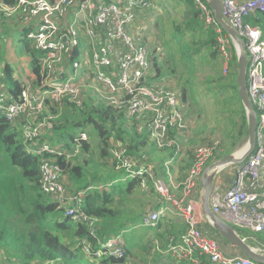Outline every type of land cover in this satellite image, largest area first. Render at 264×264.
<instances>
[{"label": "trees", "instance_id": "1", "mask_svg": "<svg viewBox=\"0 0 264 264\" xmlns=\"http://www.w3.org/2000/svg\"><path fill=\"white\" fill-rule=\"evenodd\" d=\"M144 1L146 5L138 6L139 15L152 18L151 30L144 34L152 67L147 81L178 93L187 130L179 132L170 127L166 140L170 145L159 148L148 134L150 118L143 121L127 116L124 110L97 97L89 86L80 95V106L63 96L59 101L46 99L45 109L33 116H27L26 111L8 119L6 111L0 109V264H172L171 247L181 240L186 223L179 220L180 216L163 212L168 201L157 192L155 182H162L170 194L169 189L181 188L179 184L194 161L191 145L188 169L181 162L179 166L175 163L181 161L182 144L191 143L197 130L194 107L202 106L205 118L215 122L218 113L228 115L230 121V114L238 115L227 133L231 140L228 147L216 126L211 132L205 126L202 141L193 144L217 143L213 160L247 139L246 114L236 84V59L229 61L228 74L219 70L223 63L216 33L204 22L197 1L173 0L167 9V0ZM161 10L167 22L159 18L162 13L156 15ZM172 13H181V18H171ZM245 20L264 38V13ZM8 21L16 26L12 19H0V31ZM152 25L161 34V41L156 30L152 32ZM149 35L152 42L147 41ZM19 45L30 59L34 81H39L38 51L25 38ZM79 60L76 51L69 64L74 80L79 78L80 67H74L73 62ZM200 68L210 71L202 76ZM3 71L0 86H4L9 102H19L25 81L13 77L6 64ZM49 115L51 120H47ZM40 120L44 124L37 136L26 137L25 131ZM86 126L96 145L88 140L83 130ZM147 142L154 155L158 150L167 154L152 160L142 151ZM44 163L57 166L59 177L71 181L65 191L72 213L59 196L43 191ZM149 165L152 172L145 170ZM176 168L177 179L172 180ZM164 176L169 178L167 184ZM136 197L141 199L139 203ZM153 211L160 213L159 218L155 224L144 226V216ZM109 241H115L118 253L107 249ZM197 259L198 264L209 263L204 255ZM175 260V264H190Z\"/></svg>", "mask_w": 264, "mask_h": 264}, {"label": "built area", "instance_id": "2", "mask_svg": "<svg viewBox=\"0 0 264 264\" xmlns=\"http://www.w3.org/2000/svg\"><path fill=\"white\" fill-rule=\"evenodd\" d=\"M196 1L204 22L215 30L224 72L229 61L236 58V47L216 22L207 1ZM220 2L224 21L238 32L245 44L246 86L257 125L253 151L241 164H231L230 187L223 191L218 184L212 186L209 207L237 233L239 229L259 235L264 234V38L261 31L245 19L264 13V0ZM146 3L144 0H14L11 3L0 0V19L14 20L22 38L38 51L40 59V80L36 82L32 77L29 85L24 82L19 102H5L0 96L6 117L12 119L26 111L27 116L36 115L43 110L39 108L44 107L46 99L59 101L63 96L80 106L83 97L80 95L89 86L94 94L104 95L102 99L124 110L127 116L143 121L150 118L148 134L159 148L166 144L170 127L186 131L187 122L178 93L147 81L152 72L148 46L144 34L135 26L142 19L138 6ZM76 51L80 53V60L74 61L73 66L80 67L82 83L79 78L74 80L70 73L69 64ZM30 75L35 76L32 72ZM92 83L98 84L101 90ZM39 127L26 130L25 136L34 138ZM81 137L86 138L84 134ZM216 145L204 144L194 149V161L179 184L181 196L178 198L170 194L162 182H155V188L167 192L163 196L176 205L177 214L186 223L187 229L181 240L171 247V255L190 264H198L199 255H204L211 264H259L245 255H226L218 240L199 227V179L213 161ZM201 146L206 149L199 154ZM41 170L42 189L48 193L57 182L59 168L44 163ZM145 170L152 172V169ZM65 192L64 189L63 194ZM159 214L156 211L146 214L143 225L155 224ZM238 235L248 242V235ZM109 242H114L115 247V241ZM250 244L264 250L262 241V246Z\"/></svg>", "mask_w": 264, "mask_h": 264}, {"label": "rangeland", "instance_id": "3", "mask_svg": "<svg viewBox=\"0 0 264 264\" xmlns=\"http://www.w3.org/2000/svg\"><path fill=\"white\" fill-rule=\"evenodd\" d=\"M156 1L158 2V0H156ZM167 1H168V3H167L166 9L173 2V0H167ZM161 13H162V15H160L159 18H162L165 22H167L165 19V18H167V15L164 14V10L158 11L156 13V15H159ZM164 15H165V18H164ZM171 18H179L180 19L181 13H178V14L172 13ZM151 22H152L151 15H150L149 19H147V18L139 19L135 24L136 29L138 28L139 29L138 31L147 35L149 33V31L151 30ZM155 30H156V33L158 36L157 39H159L161 41V34L158 32L157 28L156 27L154 28L152 25V32ZM0 32H1L0 33V76L2 75V73H4V71H3L4 65L7 64L9 69H10L11 75L13 77L20 79V80H23V81H25V83L27 85H29V80L34 76L33 75H27L26 76L25 75V73H27V69H28V61H27V56L22 52V50L20 49V45H19L22 34L18 31L11 32L9 30L3 31L2 29ZM147 41L152 42V37L150 35H149V39L147 38ZM221 61H222V59H221ZM222 63H223V61H222ZM220 65H221V63H220ZM222 66L225 67L224 63L220 66L219 70L221 69L223 72ZM229 70L230 69L226 67L224 74H228ZM209 71H210L209 68H200L199 74H201L202 76H205ZM213 72H214V69H213ZM82 81H83V78L79 77V82L82 83ZM174 83L176 84L175 80H174ZM92 84L95 88H99L98 90H101V88L98 84H96V83H92ZM21 89H22V91L24 90L23 86H21ZM95 95L97 97H100V98L104 97V95L97 94V93ZM0 96L3 97L2 99H4L5 102H9V95L5 93L4 86H0ZM52 96H55V95H52ZM4 107L5 106H3V104H0V108L4 109ZM39 109H45V107L42 108V105H41ZM194 109H195L196 114L198 115V117L196 116V128H197V130L194 132V136L192 138L191 143L190 142H184L182 144V149H181L182 154L180 156L181 161L178 160L175 163V165L179 166V164L181 162L182 165L185 166L187 169L191 164V159L188 157L189 146L191 145L192 149L194 150L197 146L204 145L203 143L197 144L195 146L193 144L199 143L198 142L199 140L202 141L201 138L203 136V132H204L203 130H204L205 126H206L207 130H209L210 132L212 131L213 126H216L217 128H219L220 133L219 132L218 133H219L220 137L223 139L222 142L225 146L227 145V147H228L229 144L231 143L230 142L231 140L227 137V133L229 132V130H231L232 126L235 124V120H238V115L236 114V112L233 113L234 116H233V114H230V116L233 118L232 121H230L227 118L228 115L224 116V115L218 113L217 116L219 117V119L217 122H215V121H211L209 119L207 120L205 118V111H204L202 106H196V107H194ZM199 115H202V117H199ZM51 119H52V116L49 115L47 117V120H51ZM227 120L230 121V124L228 126H226V128H224V123H226ZM43 124H44V121L40 120L37 123H35L34 126H36V125L43 126ZM223 128H224V131H223ZM83 130H85L87 132L88 140H90L93 145H96V140L94 138V135H90V136L88 135V133L91 132V129L89 128V126L84 127ZM246 142H247L246 138H245V140H242L241 142H237L236 146L234 148H232L231 151L228 153H237L240 149H241V153H242L245 150L244 146H245ZM51 145L55 146V143H53ZM165 145L169 146L170 143L165 144ZM205 149H206V147H202V146L199 147L198 153L200 154V153L204 152ZM142 151L146 152L147 156H150L152 158V160H154V161L157 160V157H164L167 154L166 150H158V154L154 155L153 151H152V145L149 142L146 143V145L143 147ZM219 155L220 154H218V156ZM218 156L214 160L219 159L220 157L218 158ZM224 166L220 170H223ZM147 169H152L151 165H149V167H147ZM176 171H177V168H176ZM177 174H178V171H177L176 175H172V180L177 179ZM231 174H232V172L229 170H226L225 172L222 173V175H221L222 176L221 186L223 185V182L228 181ZM180 178L183 179L182 177H180ZM168 180H169L168 176L163 177V181L166 184L168 183ZM227 183L229 184V182H227ZM66 185L71 186L72 185L71 181H67V179L60 176L57 178V182H55L54 187L49 190L48 194H55V196L56 195L60 196V197H58V200L60 202H63L64 204L65 203L68 204V200L66 198V196H67L66 192L63 194V190L65 189ZM56 189H59V190H56ZM156 190L161 196L167 195V192L165 190H162V189L161 190L156 189ZM169 190L174 196H180V194H181V188L179 189V191H177V188L176 189H169ZM136 198H137V203H139V201L141 199H139V197H136ZM167 201H168L167 206H166L167 208H165V210L163 212H168V214H170V215L174 214L177 217H179V215L177 214V211H176V205L169 200H167ZM68 209H69L68 211H70V212L72 211L71 206L69 204H68ZM179 220H181V219H179ZM186 229L187 228L185 226L184 230H186ZM242 231H243V233H245V235H248V237H249L248 242L249 243H254L255 241H258V239H257L258 234L252 233L249 231H245V230H242ZM109 245L111 247H109ZM255 245H258V244H255ZM106 246H107V249L108 248H111L113 250L115 249L114 242H106ZM115 252H116V250H115ZM171 261H172V264L177 263V261L173 257H171Z\"/></svg>", "mask_w": 264, "mask_h": 264}, {"label": "water", "instance_id": "4", "mask_svg": "<svg viewBox=\"0 0 264 264\" xmlns=\"http://www.w3.org/2000/svg\"><path fill=\"white\" fill-rule=\"evenodd\" d=\"M209 7L214 12V17L220 27L231 38L232 43L236 47V84L238 87V95L246 114L247 142L244 146V152L240 154L226 153L217 160H213L202 172L200 184V210L213 230L218 233L225 241L237 248L241 253L250 258L252 261L264 264V250L251 245L243 240L238 233L224 220L217 216L209 207V197L213 186V180L220 169L227 164H241L253 151L255 146V129L257 125V116L253 105L248 97L246 86V51L243 39L238 32L228 25L222 16V6L220 0H206Z\"/></svg>", "mask_w": 264, "mask_h": 264}, {"label": "crops", "instance_id": "5", "mask_svg": "<svg viewBox=\"0 0 264 264\" xmlns=\"http://www.w3.org/2000/svg\"><path fill=\"white\" fill-rule=\"evenodd\" d=\"M2 30L4 31V30H9V31H11V32H15V31H18V32H20L19 31V29H18V26L16 25H14V24H10V22L8 21L6 24H4V26H3V28H2ZM21 38H22V36H21ZM26 55V54H25ZM27 56V55H26ZM7 59V58H6ZM29 58H28V56H27V61H28V69H27V73H25V75L27 76V75H30V73H31V71H30V66H29ZM7 65V64H6ZM8 66V65H7ZM232 164H234V163H232ZM226 170H229V171H231L232 172V170H233V166L231 165V164H227V165H225L224 166V169L223 170H220L217 174H216V176L214 177V180H213V185H216V184H218V185H220L221 186V184H222V173L223 172H225ZM232 174H233V172H232ZM231 174V176H230V178L228 179V181H226V182H223V185L221 186V190H226V188H228V187H230V185H231V183H232V178H233V175ZM227 182H229V184L227 183ZM178 185V184H177ZM197 214H198V216H199V218L201 219V221H200V224H199V227L202 229V230H205V231H207L208 233H209V235L211 236V237H213V238H215V239H217L218 240V242H219V244H220V246H221V248H222V250H223V252L226 254V255H244L243 253H241L237 248H235L234 246H232L231 244H229L227 241H225L218 233H216L214 230H213V228H212V226H211V224L210 223H208V220H207V218L205 217V216H203L202 215V213H201V210H200V202H198L197 201ZM199 219V220H200ZM181 220L183 221V219L181 218ZM185 226H186V224H185ZM239 232V234H245V233H243V231L242 230H239V229H237ZM241 232V233H240ZM257 239H258V241H255L254 243H256V244H258V245H260V246H262L261 244H260V242L262 241V242H264V234H259V236L257 235ZM253 243V244H254ZM254 246V245H253ZM206 260H207V258H206ZM208 261V260H207ZM209 262V261H208ZM208 264H211L210 262L208 263Z\"/></svg>", "mask_w": 264, "mask_h": 264}, {"label": "bare ground", "instance_id": "6", "mask_svg": "<svg viewBox=\"0 0 264 264\" xmlns=\"http://www.w3.org/2000/svg\"><path fill=\"white\" fill-rule=\"evenodd\" d=\"M244 152V151H243ZM241 153V149L236 153V154H240Z\"/></svg>", "mask_w": 264, "mask_h": 264}]
</instances>
